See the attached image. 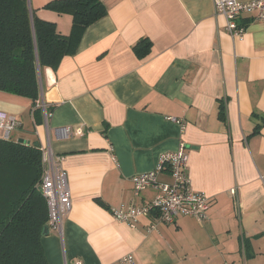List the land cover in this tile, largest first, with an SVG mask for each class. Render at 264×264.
<instances>
[{"label":"crops","instance_id":"crops-1","mask_svg":"<svg viewBox=\"0 0 264 264\" xmlns=\"http://www.w3.org/2000/svg\"><path fill=\"white\" fill-rule=\"evenodd\" d=\"M50 1L30 5L69 34L72 15ZM102 2L105 16L77 51L44 71L47 120L42 107L35 120L30 98L0 91L23 103L0 107L22 122L13 140L64 156L72 207L62 234L48 227L42 236L49 264H122L130 253L133 264H264V19L242 15L245 31L234 37L213 0ZM142 38L151 42L144 55ZM182 143L192 186L209 199L206 221L166 223L155 211L135 227L117 221L113 209L157 194L150 186L136 195L132 176ZM158 179L171 182L167 167Z\"/></svg>","mask_w":264,"mask_h":264},{"label":"trees","instance_id":"trees-1","mask_svg":"<svg viewBox=\"0 0 264 264\" xmlns=\"http://www.w3.org/2000/svg\"><path fill=\"white\" fill-rule=\"evenodd\" d=\"M45 6L72 15L69 34L40 19L30 0H0V91L30 98L35 120L45 69L75 53L86 28L106 14L102 0H51ZM145 42L149 47L147 38L135 45L143 55ZM42 173L39 145L0 137V264H49L42 244L49 221Z\"/></svg>","mask_w":264,"mask_h":264},{"label":"built area","instance_id":"built-area-1","mask_svg":"<svg viewBox=\"0 0 264 264\" xmlns=\"http://www.w3.org/2000/svg\"><path fill=\"white\" fill-rule=\"evenodd\" d=\"M216 14L226 18V29L234 37L242 35L245 27L240 25L238 19L244 14H254L264 19V0H213ZM42 107L47 117L52 113L47 110L45 103H37ZM180 124L182 131L186 128L184 119L170 117ZM22 124L19 117L13 113L0 110V137L4 140H13L14 131ZM82 132V129H78ZM72 132L70 127L61 128V133L68 135ZM42 151L43 173L40 188L48 206V227L57 229L61 234L63 221L71 211V190L66 169L62 166L64 156L52 151L50 145L40 147ZM189 153L184 143L175 151L163 152L159 157L158 165L146 172L136 173L132 176L134 193L137 195L152 186L157 189L154 199L144 205L122 204L113 209L114 218L135 227L142 216L157 212L159 220L173 223L177 217L188 215L195 217L203 223L208 218L209 199L203 192L193 188L188 173ZM168 168L172 180L164 182L158 179L159 174ZM235 193V189H232ZM155 225L151 226V229ZM122 264H133L134 255L128 254L120 259ZM77 264H82L78 261Z\"/></svg>","mask_w":264,"mask_h":264},{"label":"rangeland","instance_id":"rangeland-1","mask_svg":"<svg viewBox=\"0 0 264 264\" xmlns=\"http://www.w3.org/2000/svg\"><path fill=\"white\" fill-rule=\"evenodd\" d=\"M39 102H42V92H40L39 94V98H38ZM13 104H20L23 105V103H21L20 101H16L14 100L10 94H2L0 93V107L5 108L4 110H8V111H12L11 109L13 108ZM27 122V120H25ZM26 130L29 133H35L36 129L34 128V126H27L26 125Z\"/></svg>","mask_w":264,"mask_h":264},{"label":"water","instance_id":"water-1","mask_svg":"<svg viewBox=\"0 0 264 264\" xmlns=\"http://www.w3.org/2000/svg\"><path fill=\"white\" fill-rule=\"evenodd\" d=\"M40 77H41V75H40ZM19 141L20 142H26V140L25 139H19ZM48 232V226H46L45 228H44V231H43V234H46Z\"/></svg>","mask_w":264,"mask_h":264}]
</instances>
